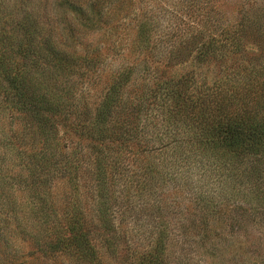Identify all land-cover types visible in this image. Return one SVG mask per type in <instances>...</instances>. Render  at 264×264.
Wrapping results in <instances>:
<instances>
[{
  "label": "rangeland",
  "instance_id": "obj_1",
  "mask_svg": "<svg viewBox=\"0 0 264 264\" xmlns=\"http://www.w3.org/2000/svg\"><path fill=\"white\" fill-rule=\"evenodd\" d=\"M208 39L224 46L205 69L190 52L196 53L194 41ZM180 41L188 59L169 69L166 55ZM32 43L53 53L63 49L69 62L45 83L62 115H46L56 130L54 159L78 152V190L60 173L45 190L53 206L44 210L62 220L59 237L67 244L52 252L56 235L45 238L50 230L26 214L31 207L19 164L40 143L30 134L20 138L24 116L11 108L12 92L0 89V264H264V201L241 178L223 191L225 177L210 176L198 152L169 143L163 120L172 103L158 91L166 79L188 75L194 94L229 78L264 98V0H0V58L18 70L25 56L32 58ZM112 83L114 107L103 115L102 132L122 123L137 138L124 150L112 144L118 152L105 159L113 172L100 212L91 149L106 144L94 132L95 110ZM135 142L146 151L138 154ZM201 171L208 173L204 179ZM85 244L90 251L81 250Z\"/></svg>",
  "mask_w": 264,
  "mask_h": 264
},
{
  "label": "trees",
  "instance_id": "obj_2",
  "mask_svg": "<svg viewBox=\"0 0 264 264\" xmlns=\"http://www.w3.org/2000/svg\"><path fill=\"white\" fill-rule=\"evenodd\" d=\"M101 18L103 17L101 16ZM240 35L242 34L240 33ZM182 43L183 41H180L178 46L174 47L176 49H172L166 55V67L169 69L181 65L188 59L182 58L188 54V52L182 53L184 49L181 47ZM214 44V39H208L201 45L194 41L193 46H195L196 53L193 55V51H191L190 59H194L192 60L194 63L203 65L205 69L209 68L212 60L219 55L217 48L224 46L221 42L218 46ZM32 45V49L35 50L34 54H31L32 58L25 56L24 62L20 68L18 67V70L11 66L8 58L6 61L0 58V89L12 92L11 108L24 116L25 130L23 129L20 138L24 140V136L29 138L28 135L30 134L31 139L37 138L40 143L38 151L26 152L27 163H24V160H19L21 161L19 164L21 163L25 170L22 184H24L23 191L27 195L26 203L31 207L26 214L35 220L37 219L41 223L40 226L50 230L49 234L44 235L45 238H53L56 235L55 245H53L54 242L49 244L51 251L54 252L56 248L62 251L67 246L65 238L59 237L60 221L62 220L51 218V211L46 212L44 210V207L53 206L48 200L45 190L49 188L48 184H51L52 179L57 177L59 173L60 176H66V181L78 190L75 179L81 168L78 162L79 158L76 156L78 152L73 155V158H66L64 162H57L54 159L55 153L52 143L56 138V130L46 114L58 117L57 114L62 115L63 106L60 105V100L51 94L50 90L46 91L45 83L47 79L63 74L62 71L68 69L69 62L66 61V54L62 53L64 50L61 48L54 49L53 53L46 51L43 47L38 48L33 43ZM28 51L30 50L28 49ZM48 62H59L60 65L54 68L53 66L50 67ZM190 73L193 74V71L191 70ZM181 79H173V82L166 79L167 87L163 88L162 85L158 89L165 95L166 102L172 103L171 108L166 113V121L163 120V124L169 127L170 133L166 131L172 141L169 143L176 145V147L184 143L193 152H198L206 161L205 170L210 176L218 173L225 177L221 184L223 191H228L239 184L238 179L240 178L241 182L245 180L250 183L257 191L254 194L255 200H260L261 203L264 201V98L247 92H253L252 87L246 89L238 84L235 85L229 78H219L213 84L218 83L217 87H207L206 91L194 94L188 89V82L192 81L193 83L194 79H189L188 75ZM115 89L116 85L112 83L95 110L98 119L94 127V132L98 134L96 138L106 142L103 146L99 144L91 149L97 162L94 186L97 188L96 196L99 204L97 209L100 212H103V206L107 202L108 193H105L107 181L105 179L112 177L113 172L106 165V160L112 161L113 159L109 157L110 151L118 152L112 148V144L117 142L118 147L124 150V147L129 145L131 138H137L133 134V127H126L122 123L108 131L106 129L104 134L102 132L105 129L103 126L106 122L105 116L114 107L113 91ZM39 102L44 103L45 108ZM36 108H43L44 112L41 113ZM143 146V144L135 142L134 148H139L138 154L146 151ZM129 153L137 154V151L133 152L130 148ZM61 156L63 157L64 154ZM121 156L118 155V158L114 159L120 161ZM103 160L105 161L103 162ZM117 168L112 166V170ZM206 174L201 171L200 177L204 179ZM199 186L204 191L207 188L204 184ZM209 209L206 207L204 210L208 211ZM78 216L76 214L77 220H79ZM69 220L75 222L72 217ZM79 236L81 242L78 241V243L81 244L85 236L81 231ZM50 241L48 243H51ZM81 250L90 251V248L85 244L81 245Z\"/></svg>",
  "mask_w": 264,
  "mask_h": 264
}]
</instances>
